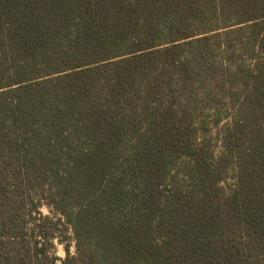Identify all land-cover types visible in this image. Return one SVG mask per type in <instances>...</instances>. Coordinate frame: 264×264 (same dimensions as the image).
Wrapping results in <instances>:
<instances>
[{
    "label": "trees",
    "instance_id": "16d2710c",
    "mask_svg": "<svg viewBox=\"0 0 264 264\" xmlns=\"http://www.w3.org/2000/svg\"><path fill=\"white\" fill-rule=\"evenodd\" d=\"M0 264H264V0H0Z\"/></svg>",
    "mask_w": 264,
    "mask_h": 264
},
{
    "label": "rangeland",
    "instance_id": "374dc122",
    "mask_svg": "<svg viewBox=\"0 0 264 264\" xmlns=\"http://www.w3.org/2000/svg\"><path fill=\"white\" fill-rule=\"evenodd\" d=\"M232 180H233V179L229 178V179H228V182L231 183ZM41 210H42V212H43L44 214H51V212L49 211V209H48L46 206H42V207H41ZM56 248H57V250H56L57 255L60 256L61 258H63V257L65 256V252H64V249H63L62 244L57 243V244H56ZM71 250H74V247H73V246L71 247Z\"/></svg>",
    "mask_w": 264,
    "mask_h": 264
}]
</instances>
